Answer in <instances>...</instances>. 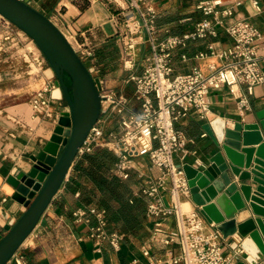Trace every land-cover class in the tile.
Masks as SVG:
<instances>
[{"label": "crops", "instance_id": "1", "mask_svg": "<svg viewBox=\"0 0 264 264\" xmlns=\"http://www.w3.org/2000/svg\"><path fill=\"white\" fill-rule=\"evenodd\" d=\"M150 1L158 14L156 26L159 36L165 38L191 32L198 22L207 18L196 9L197 6L201 2L212 0ZM221 1L222 8H230L233 11V17L227 20L228 23L248 21L259 30L261 39L257 42V49L261 56L260 66L264 70V0ZM30 4L46 15L62 34L70 39L74 49L82 47L92 51V58H85L83 62L88 69H93L94 78H102L104 81L112 77L122 78L121 84H114V87L119 86V91L128 97L131 96L132 84L124 83L127 73L124 77L121 76L122 70L116 76L108 75L114 67V56L122 51L113 19L117 11L115 7L88 0H30ZM2 26L4 24L0 18V27ZM232 46L233 39L224 28L218 27L215 35L191 41L184 49L174 52L173 73L187 74L194 68H199L204 74H208L226 63L224 53ZM139 48L141 52L135 60L134 69L137 74L143 71L147 51L145 45ZM33 49L26 48L27 53L23 52L21 60L10 59L9 54L0 56V234H4L5 227L13 225L25 210L24 206L11 199L13 189L7 179L18 170L30 168L31 157L40 153L53 134L57 118L66 108L61 92L59 91L58 95L57 90L53 91L55 100L52 104V118L35 126L32 133L29 132L27 127L33 125L27 118L30 99L48 83L56 80L47 61L42 62L43 55ZM36 61H41L42 64L38 65ZM105 83L108 87H113L110 82ZM208 96L211 114L207 119L201 120L195 115H190L175 124L176 129L192 141L187 145L188 153L183 161L180 157H175L178 165L189 164L196 167L200 163L208 143L207 136L202 137L206 134L203 130L206 123L218 118L224 120L229 127L235 123H251L255 121L256 113L264 110V85L258 86L251 96L243 85L238 86L236 95L231 94L228 88L222 87L210 90ZM239 97L248 100V109L241 110ZM132 104L138 108L136 103ZM133 166L127 178L121 181L129 185L132 197L140 198L143 196L141 189L146 181L149 178L156 179L158 174L151 172L147 158L135 160ZM74 168L75 166L35 228L34 235L18 251L17 256L23 258L24 264H130L133 260H137V264H167L168 250H172L175 255L179 254L176 243L166 248L153 241L155 223L162 218H148L147 209L145 219L141 223V237L125 236L119 250H114L104 242L99 252L95 243L88 238V227L75 223L72 216L76 209L86 207L78 200L79 193H75V183H70L71 179L75 180ZM111 171L113 174V167ZM164 196L169 203V195ZM146 202L149 203L148 198ZM88 207L98 208L94 205ZM179 207L197 211L191 199L183 198ZM249 216L248 212L241 213L238 222L246 221ZM107 218L109 230H116L111 216L107 215ZM163 222L168 234L177 230L175 215L164 218ZM233 245L230 239L225 240L222 244L223 253L233 258L236 264H248L242 250L234 248ZM143 247L148 248L149 257L141 253ZM257 264H264V260Z\"/></svg>", "mask_w": 264, "mask_h": 264}, {"label": "built area", "instance_id": "2", "mask_svg": "<svg viewBox=\"0 0 264 264\" xmlns=\"http://www.w3.org/2000/svg\"><path fill=\"white\" fill-rule=\"evenodd\" d=\"M88 1L103 2L116 8L113 19L122 49L123 69L127 73L124 83L132 84L133 90L128 97L108 87L101 78H96L100 86V115L79 148L73 167L83 156L106 149L116 158L113 175L123 180L133 170L135 160L147 158L151 172H156L158 177L149 178L141 194L149 199L147 217L162 218L155 223L153 241L166 248L176 243L179 248L178 255L172 250L167 251L166 263L236 264L233 258L223 253L225 239L215 225L207 223L198 211L179 207L183 198L191 199V193L182 165L176 164L175 157L183 161L188 153L187 145L192 141L177 130L175 124L190 115L207 119L211 114L210 90L226 87L236 95L238 86L243 85L251 96L258 86L264 85V70L260 66L261 56L257 49V42L261 39L259 30L248 21L228 23L233 11L222 8L221 0H212L197 6L196 9L207 18L198 22L191 32L160 38L156 26L158 14L150 0ZM5 23L7 32L3 40L14 42L17 28L6 20ZM218 27L224 28L233 39V46L224 53L226 63L208 74L194 68L190 73L174 75V52L184 49L191 41L215 35ZM65 38L74 49L70 39ZM141 45H145L147 51L143 71L137 74L134 72L135 60L141 52ZM74 50L82 61L93 56L91 50L82 47ZM42 58L43 62L45 58ZM36 62L42 64L41 61ZM55 90L59 91L56 80L30 99L27 118L33 125L27 127L29 132L52 118ZM238 99L241 110L249 108L245 97ZM132 102L138 108L133 107ZM68 178L69 175L66 181ZM164 194L169 195V203ZM170 215L176 216L177 230L168 234L163 220ZM72 216L75 223L88 227V238L99 252L104 242L114 250L120 249L125 236L117 230H109L106 210L81 207ZM141 253L149 257L147 247H143ZM17 254L8 264H24L23 258ZM137 263L133 260L130 264Z\"/></svg>", "mask_w": 264, "mask_h": 264}, {"label": "water", "instance_id": "3", "mask_svg": "<svg viewBox=\"0 0 264 264\" xmlns=\"http://www.w3.org/2000/svg\"><path fill=\"white\" fill-rule=\"evenodd\" d=\"M0 16L33 41L56 78L66 108L50 139L28 170L7 179L11 199L24 206L0 234V264H8L39 224L73 168L77 152L100 115L99 81L92 76L57 26L30 0H0ZM204 155L182 166L191 202L225 240L245 254L248 264L264 260V110L251 123L229 127L222 119L206 123ZM249 218L238 222L241 213ZM237 236V238H235ZM239 239V240H237ZM245 264V263H243Z\"/></svg>", "mask_w": 264, "mask_h": 264}, {"label": "trees", "instance_id": "4", "mask_svg": "<svg viewBox=\"0 0 264 264\" xmlns=\"http://www.w3.org/2000/svg\"><path fill=\"white\" fill-rule=\"evenodd\" d=\"M115 161V156L106 149L87 154L75 164V180L70 183H75V193H79L78 200L83 206L106 210L119 233L141 237L147 198L132 197L129 185L112 174Z\"/></svg>", "mask_w": 264, "mask_h": 264}, {"label": "rangeland", "instance_id": "5", "mask_svg": "<svg viewBox=\"0 0 264 264\" xmlns=\"http://www.w3.org/2000/svg\"><path fill=\"white\" fill-rule=\"evenodd\" d=\"M0 18H1L2 23L4 24V26L0 27V56L9 54V57L11 56L10 59L16 58L17 60L18 59L21 60L23 59V52L24 53L26 52L25 51L26 48H28V50H31L32 48H34L33 50L35 52L37 53L40 52L38 48L36 47V45L33 43V41H31V39L27 37L25 34L23 35L22 31L20 32L19 29H16V34L14 36V42H10V43L5 42L3 39L7 32L6 30L7 24L5 23V20L1 16ZM120 54L117 53L116 56H114V67L110 70V73L108 75L116 76L122 70L121 76L123 77L125 76V71L123 69V62H122V51ZM105 81H108L111 83V85H113V87L111 88L118 90L119 86L114 87V84L116 85L121 84L122 78L112 77V78H108Z\"/></svg>", "mask_w": 264, "mask_h": 264}, {"label": "bare ground", "instance_id": "6", "mask_svg": "<svg viewBox=\"0 0 264 264\" xmlns=\"http://www.w3.org/2000/svg\"><path fill=\"white\" fill-rule=\"evenodd\" d=\"M56 94H58V95H59V91H58V90L56 91Z\"/></svg>", "mask_w": 264, "mask_h": 264}]
</instances>
